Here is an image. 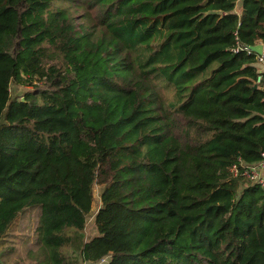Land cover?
Instances as JSON below:
<instances>
[{"label": "trees", "instance_id": "obj_1", "mask_svg": "<svg viewBox=\"0 0 264 264\" xmlns=\"http://www.w3.org/2000/svg\"><path fill=\"white\" fill-rule=\"evenodd\" d=\"M258 43L264 0H0V244L37 207V264H264Z\"/></svg>", "mask_w": 264, "mask_h": 264}, {"label": "rangeland", "instance_id": "obj_2", "mask_svg": "<svg viewBox=\"0 0 264 264\" xmlns=\"http://www.w3.org/2000/svg\"><path fill=\"white\" fill-rule=\"evenodd\" d=\"M260 65H257L259 67ZM35 91L34 85H11V95L21 96L25 91ZM257 166V164H254ZM259 177L264 178V167L258 171ZM100 186L93 188V203L86 216V225L83 231L87 240L96 233L94 215L100 205ZM39 216L37 207L27 208L13 221L3 241L0 244V264H37L35 257L38 254L35 227Z\"/></svg>", "mask_w": 264, "mask_h": 264}, {"label": "built area", "instance_id": "obj_3", "mask_svg": "<svg viewBox=\"0 0 264 264\" xmlns=\"http://www.w3.org/2000/svg\"><path fill=\"white\" fill-rule=\"evenodd\" d=\"M245 50L251 51L248 46L244 47ZM237 51L238 49H234ZM256 64L257 65H263L264 64V51H262L261 54H257L256 56ZM261 72V71H259ZM260 80V77L257 78V82ZM256 165H250V166H242L240 169L236 167L235 165L232 166L231 170L234 172V174H237L239 171L241 174L251 181H255L261 185H264V178L259 177L258 171L261 167H264V159L260 161L259 163H256ZM105 259H101L98 263H91V264H101Z\"/></svg>", "mask_w": 264, "mask_h": 264}, {"label": "water", "instance_id": "obj_4", "mask_svg": "<svg viewBox=\"0 0 264 264\" xmlns=\"http://www.w3.org/2000/svg\"><path fill=\"white\" fill-rule=\"evenodd\" d=\"M248 48H249L251 51H254V52L257 53V54H261L262 51H263V45H262V43H258V44H255V45L248 46ZM256 87H257L256 84H254V85L252 86L253 89L256 88Z\"/></svg>", "mask_w": 264, "mask_h": 264}, {"label": "crops", "instance_id": "obj_5", "mask_svg": "<svg viewBox=\"0 0 264 264\" xmlns=\"http://www.w3.org/2000/svg\"><path fill=\"white\" fill-rule=\"evenodd\" d=\"M263 45V51H264V44ZM259 71H264V64L257 67Z\"/></svg>", "mask_w": 264, "mask_h": 264}]
</instances>
